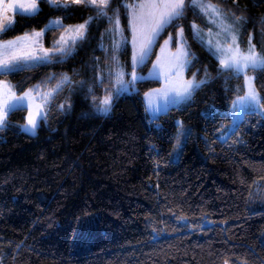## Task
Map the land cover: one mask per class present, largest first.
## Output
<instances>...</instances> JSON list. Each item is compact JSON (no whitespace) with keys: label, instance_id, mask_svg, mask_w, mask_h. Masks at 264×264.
<instances>
[{"label":"trees","instance_id":"1","mask_svg":"<svg viewBox=\"0 0 264 264\" xmlns=\"http://www.w3.org/2000/svg\"><path fill=\"white\" fill-rule=\"evenodd\" d=\"M211 1L245 18L243 43L254 31L264 50V0ZM39 4L35 15L15 13L0 41L49 25L50 42L54 31L95 16L83 3ZM110 7L120 10L129 76L130 10L122 0ZM57 19L63 26H52ZM193 20L206 23L188 7L140 68L151 65L162 39L184 26L195 56L188 75L207 73V83L154 118L145 93L158 78L138 80L115 96L110 114L93 109L113 82L106 74L112 49L103 45L112 42L107 17L89 24L71 55L0 72L18 93L53 88L64 76L71 81L55 93L36 133L23 131L27 107L11 111L0 131V264H264V116L247 114L234 135L219 137L232 102L245 91L244 77L220 68L194 37ZM254 74L264 98V71ZM68 99L72 109H61Z\"/></svg>","mask_w":264,"mask_h":264},{"label":"snow or ice","instance_id":"2","mask_svg":"<svg viewBox=\"0 0 264 264\" xmlns=\"http://www.w3.org/2000/svg\"><path fill=\"white\" fill-rule=\"evenodd\" d=\"M39 2L40 0H0V32L5 31L6 27L14 23L13 17L8 14L10 11L23 15H35L39 10ZM47 2L57 8H67L73 2L83 3L95 11V16H90L82 24L70 25L65 28L66 35L61 34L54 42L52 49H36L34 47L38 39L43 35L44 30L25 34L23 37H17L15 40L0 44V72H15L23 70L26 66L36 63L45 64L51 62L53 59H63L71 55L77 45L84 41L88 26L94 19L107 17L110 21H114L113 28L111 29L113 33L119 34L123 31L119 22V9H111L110 7L113 0H47ZM122 3L126 9L131 10L130 28L133 32L132 43L135 51L132 57L133 71L129 74L131 77L129 80L124 79L122 69L115 72L110 71L109 73L110 76L115 77V82L118 85L116 95H119L121 92H127L130 86H133L138 79H141L135 70V65L144 62L149 54L152 43L159 36L160 32L169 25L175 26L176 22L183 18L186 9L192 7L193 9H199L205 16L212 17L213 24L217 20L221 21V30L226 38L225 46H221L218 42L213 44L209 40L207 42L208 47L214 49V52L219 55V64L222 70H226L229 74H234L237 77H244V86H246L247 90L244 95L237 96L232 102L234 126L231 129V134L234 135L239 126L236 123L238 118L250 113L264 116V98L259 95L255 88V77L247 75V70L253 72L264 71V50L257 52L256 46L249 40L247 50L241 51L236 36L232 33V26L223 25L221 10L211 3V0H208L207 3L203 2V0H140V2L133 0L131 4L122 0ZM110 10L113 12L112 16L108 15ZM51 24L52 26H62V21L56 20L51 22ZM191 28L195 36L203 42L201 30L198 26L193 24ZM183 32L184 29L181 27L175 36H169V39L165 41L166 45L173 41L180 45L177 48V52L173 54V59L165 73L166 80L169 81H171L173 75L179 74L180 69L191 65L192 60L195 59L194 54L187 50V42L184 39ZM219 34L217 33V35ZM228 37L231 38L230 44L227 43ZM122 43H127V39L125 38L124 41L116 40L113 44L114 51H118ZM113 59L116 60V57H113ZM117 66L119 67L118 61ZM153 68L155 70L153 75L158 77L159 65H154ZM53 78L49 77V79ZM65 83H71L67 76H64L61 82L57 83L55 88L49 92L39 93L40 86L37 85L33 89H29L22 96H17L10 87L5 90L4 85L0 84V131L3 130L9 113L16 110L21 101L36 99V97L31 96L34 90L37 91L38 97L42 100V103L36 109V116H40L42 115L41 108L45 104L51 103L54 94ZM80 83L83 86L84 82ZM205 83H207V73L205 78L201 80H197L195 74H193L191 80H182L179 84L169 83L163 89L153 90L162 102L160 104H157L149 93H145V96L148 97L146 112H151L153 117H155L160 111L167 110L170 104L177 105L188 100L192 96L193 91ZM112 100L113 96L111 94L106 95L101 101L102 106L98 107L97 111L107 114L111 109ZM60 108L63 109L64 105H60ZM36 116L32 112H29L28 121L23 126V131L29 134L35 132L37 127ZM225 264H229V262L225 261Z\"/></svg>","mask_w":264,"mask_h":264},{"label":"rangeland","instance_id":"3","mask_svg":"<svg viewBox=\"0 0 264 264\" xmlns=\"http://www.w3.org/2000/svg\"><path fill=\"white\" fill-rule=\"evenodd\" d=\"M137 2H140V0H138ZM203 2L207 3L208 0H203ZM211 3L215 4V5L221 10V15H222V17H223V21H222L223 25H231V26H232V33H233V35L236 36L237 43H238L239 48L241 49V51H246V50H247L249 40H251V43H252L253 45L256 46V51H257V52H261V51H262V49L259 48V47L257 46V43H256V41H255V39H254V36H255L254 31H251V32L247 35V37H246V42H245V44L243 43V32H244V28H245V18L240 17V16H231V15L228 14L226 11H224V10L221 8V6H219L218 4H216V3L212 2V1H211ZM39 9H40V5H39ZM129 10H130V9H129ZM197 10L199 11V9H197ZM199 12H200V11H199ZM129 13H130V18H131V10H130ZM185 13H186V11H185ZM200 13H201V12H200ZM201 14L204 16V18H205V22H206V23H202V22H200V21L193 20V21H192V25H193V24L197 25L198 28L201 30V36L203 37V42L201 41V39L197 38V37L195 36L194 32H193L194 37H195L197 40H199L200 42H202V43H203V44H204V45H205V46H206V47H207V48H208V49H209V50H210V51H211L216 57H217V59L219 60V55L216 54V53L214 52V49H210V48L208 47L207 42H208L209 40H211V41L213 42V44H215V43L218 42L221 46H225L226 38H225V36L223 35L222 30H221V28H222L221 21H220V20H217L216 23L213 24V23H212V19H213L212 17H210V16H205L203 13H201ZM112 15H113V14H112ZM112 15H111V16H112ZM118 15H119L120 27L123 29V31H122L121 33H119V34H115V33H113V32L111 31V29L113 28L114 21H111V23H110V29H108V31L106 32V34H107V35H108V34L111 35V36H109V37L112 39V42H110V41L105 42V41H104V44H103L104 47H106V48H108V49H110V48L112 49V52H111V54H112V61H113V62H112V68H109V69L107 70L106 74H107L108 72H110V71L115 72V71H118V70L122 69L123 72H124V79H125V80H129L131 77H130V75H129V76L127 75V72H128V71L126 70V66H125V64H124V62H123V59H122V56H121V50H122V48L124 47L125 43H122V45H121V47H120V49H119L118 51H114V49H113V44H114V42H115L116 40L124 41L125 38H126V34H125L124 27H123V24H122V19H121L120 10H119ZM237 17H239V19H237ZM181 27L184 29L183 36H184V39H185L186 42H187V44H186L187 50H188L190 53H192V47H191V44H190V40H189V38H188V36H187V33H186V29H185V27H184V26H180V27L178 28L177 32H179V30H180ZM164 29H165V28H164ZM164 29H163V30H164ZM163 30H162V31H163ZM192 31H193V30H192ZM131 33H132V34H131L132 57H133V53H134V51H135V48H134V45H133V43H132V39H133V32H132V30H131ZM161 33H162V32H161ZM161 33H160V34H161ZM217 33H220V34L217 35ZM160 34H159V36H160ZM175 34H176V32H175V33H170L168 36H166L164 39H162V41L160 42V44H159V46H158V48H157V52L155 53V56H154V58H153V60H152V63H151V65H150L147 69L144 70V69H141L140 67L143 66V65L146 63V61L148 60L149 56L151 55L152 51L154 50L155 44H156V42L158 41L159 36H158V37L154 40V42L152 43L151 49H150V51H149V54H148L147 57L145 58L144 62H143L142 64L135 65V70H136L138 76L141 77V79H143V78H158V79L161 80V83H160L158 86L152 87V88H150L148 91H146V93H149L150 96H151V98H152L157 104H160V103H162V102L160 101L159 97L154 93L153 90H156V89H163V88L166 86V84H169V83L179 84V82L182 81V80H183V81H187V80H191V79L193 78V76H189V75H188V68H189V66H190V65H189V66H187V67H185V68H183V69H180L178 75H173L172 78H171V81L166 80L165 73H166V71H167V67L169 66L170 62H171L172 59H173V54L177 52V48L180 47V45H179L177 42H175V41H173L172 43L166 45V44H165V41L169 39V36H175ZM44 37H45V36H44ZM109 37H108V38H109ZM126 39H127V38H126ZM12 40H15V39H10L9 41H12ZM44 41H45V40H44ZM4 42H6V41H4ZM4 42H3V43H4ZM3 43H1V44H3ZM227 43H228V44L231 43V38H230V37L227 38ZM113 57H116V60H114ZM117 61H118V65H119V67L117 66ZM157 64L159 65V76H158V77H157L156 75H153V73H154V71H155L154 68H153V66H154V65H157ZM132 65H133V60H132ZM132 71H133V69H132L131 71H129V73H131ZM103 74H104V76L106 75L105 73H103ZM247 75H248V76H253V77H255L254 72L251 71V70H247ZM102 77H103V75H102ZM141 79H138V80H141ZM196 79H197V80H201V79H199V78H197V77H196ZM138 80H137V81H138ZM137 81L135 82V84H134L133 86H130V87H129V90H128L127 92H129V91L135 89L136 84H137ZM0 84H3V85H4L5 90H6L7 88L10 87V88L12 89V91H13L17 96H22L25 92H28L29 89H33V88H28V89L25 90L24 92H22V93H18V92L15 90V88L13 87V85H12L8 80H6V79H2V78H0ZM254 85H255V88H256L257 92H258L259 95L262 97V95H261V93H260V91H259V89H258V87H257V85H256V78H255V80H254ZM117 87H118V85L116 84V82H115V77L113 76V82H112V85H111L109 91L107 92V94H105V96L111 94V95L113 96V100H114V97L117 96V95H116V89H117ZM54 88H55V87H53V88H47V89H44V90H43L42 88H39V93L49 92V91H51V90L54 89ZM246 90H247V88H246V86H245V91H246ZM194 91H195V90H194ZM194 91H193V93H194ZM245 91H244L243 93H241V94H238L237 96H242V95H244ZM122 93H125V92H121L120 94H122ZM193 93H192V94H193ZM54 95H55V94H54ZM31 96H32V97H36V99H26V100H24V101H21L20 104H19V107H27V108H28L27 119H26V121L23 123V126L27 124L28 116H29V112H32L33 115L36 116V109H37V106H38L39 104L42 103V100L38 97V93H37V91L34 90V91L31 93ZM105 96H104V97H105ZM237 96H236V97H237ZM53 97H54V96H53ZM104 97H103V98H104ZM103 98H102L101 100H99V101H96L95 104L93 105V109H94L95 112H98V111H97V108L102 106V105H101V101L103 100ZM190 98H191V97H190ZM190 98H189V99H190ZM52 99H53V98H52ZM189 99H188V100H189ZM235 99H236V98H235ZM235 99H234V100H235ZM113 100H112V103H113ZM147 100H148V97L145 96V104H146V108L148 107ZM188 100H186V101H188ZM51 101H52V100H51ZM186 101H183V102H181V103H179V104H182V103H184V102H186ZM179 104H177V105H179ZM49 105H50V103H49V104H45V105L41 108V113H42V115H40V116H36L37 127H36L34 133L37 132V129H38V126H39V124H40V122H41V119H42L43 117H46V116H47L48 109H49ZM62 105H64V109H67V110H71L72 107H73L72 102H71L69 99H68L67 101H65ZM171 106H173V105L170 104V105L168 106L167 110H168ZM167 110H162V111H160L159 113H157V114L155 115V117H157V116L160 115L162 112H165V111H167ZM111 112H112V104H111V109H110V111H109L107 114H110ZM98 113H101V112H98ZM148 113H149V115H150L151 118H154V117H153V114H152L151 112H148ZM102 114H103V113H102ZM107 114H106V115H107ZM230 114H231V121L228 122V123H227V124H226V125H225V126L219 131V137H220L221 139H226V138L230 135V133H231V129H232V127L234 126V120H233V104H232V106H231V108H230ZM246 115H247V114H246ZM246 115H244V116L241 117V118H238V119L236 120V123L239 125L240 122L246 117ZM7 118H8V116H7ZM6 121H7V119H6ZM5 124H6V123H5ZM23 126H22V127H23ZM184 130H185V127L180 128L181 133H183ZM34 133H33V134H34ZM226 133H227V135H225ZM179 144L181 145V142H179ZM176 158H177V157H176Z\"/></svg>","mask_w":264,"mask_h":264},{"label":"crops","instance_id":"4","mask_svg":"<svg viewBox=\"0 0 264 264\" xmlns=\"http://www.w3.org/2000/svg\"><path fill=\"white\" fill-rule=\"evenodd\" d=\"M39 5H38V8H39ZM8 14L13 17V20H15V13H13V12L10 11ZM130 20H131V18H130ZM68 26H70V25H67L66 27H64L62 29H59V30L54 31L53 39L50 40V42L44 41L45 40V37H44L45 31L49 27V25L47 27L43 28V29H40V30H36V31L24 33L23 35L18 36V37H23L25 34H31V33H34V32H40L41 30H44L43 35L38 39V42L34 45V47L36 49H40V48H43V49H52L53 48V45H54V42L60 37V35L61 34H65L66 35L65 28H67ZM54 27H56V26H54ZM57 27H60V26H57ZM9 40L0 41V44L3 43L4 41H9ZM29 43H31V41H29Z\"/></svg>","mask_w":264,"mask_h":264},{"label":"built area","instance_id":"5","mask_svg":"<svg viewBox=\"0 0 264 264\" xmlns=\"http://www.w3.org/2000/svg\"><path fill=\"white\" fill-rule=\"evenodd\" d=\"M74 4H79V3H75V2H73V3H71L70 5H74ZM56 21V20H55Z\"/></svg>","mask_w":264,"mask_h":264}]
</instances>
